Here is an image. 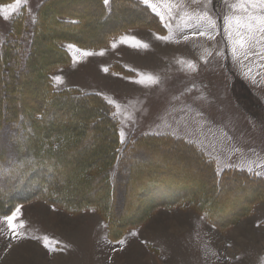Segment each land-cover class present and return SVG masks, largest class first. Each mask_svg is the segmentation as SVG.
<instances>
[{
    "label": "rangeland",
    "instance_id": "rangeland-1",
    "mask_svg": "<svg viewBox=\"0 0 264 264\" xmlns=\"http://www.w3.org/2000/svg\"><path fill=\"white\" fill-rule=\"evenodd\" d=\"M42 1L25 0L9 19L0 15V34L6 32L16 14L23 13L25 22L31 26ZM153 2L159 4L165 16L162 22L167 29L165 34L148 28H129L113 36L108 46L97 49L60 42L71 53L72 61L51 73V77L62 80L52 78L53 88L74 86L85 92L100 93L106 101H111L120 141L121 132L124 142L147 133L181 137L211 157L218 171L237 168L264 177V54L233 60L223 31V16L230 14L228 5L234 0H172L179 6L172 8L171 16L159 0ZM13 3L14 0L0 2V6ZM57 4L44 5L43 21L52 25L51 11L64 5L77 6L82 12L87 10V15L95 21L93 25L105 20L96 15V3H84L85 8L71 1L63 6ZM203 13L216 20L212 38L200 35L202 29L195 26L194 19H189ZM118 20L119 23L113 19V23L105 26L128 19ZM50 29L43 30L44 37L38 39L30 62L32 70L17 86L25 103L36 105L24 94L38 95L44 90L42 73L41 76L37 73L54 56L48 46H53ZM94 29L83 34L74 26L71 31L85 38L100 36L101 31ZM85 51L90 54L83 55ZM114 61L132 73L118 72ZM139 80L144 83H137ZM81 109L79 105L60 109V117L66 118L72 111L78 113ZM100 138L95 136V142ZM87 144L85 141L80 150L64 157L68 169L82 156L97 155L95 150L90 152ZM172 148L176 146L170 152L159 150L157 156L151 154L150 158L147 154L151 166L146 171L159 175L156 169H161V179L167 184L183 179L195 191L203 189L214 198L220 197L219 204L231 215L245 204L249 185L241 183L243 187L239 189L233 179L225 178L221 190L220 184L214 185L208 170L198 165L191 154L182 153V147L177 151ZM72 159L76 161L74 166H68ZM118 188L121 197L116 204L121 206L125 187ZM148 193L150 197H142L138 203L139 211L145 209L149 213L147 218L126 227L117 238L108 236L107 221L93 207L71 213L42 199L17 202L9 212L0 213V264H264V199L249 204L248 213L221 229L188 205L156 206L150 210L156 193L152 190ZM135 198H130L134 204ZM17 207L19 212L10 228L4 217L11 216Z\"/></svg>",
    "mask_w": 264,
    "mask_h": 264
},
{
    "label": "trees",
    "instance_id": "trees-1",
    "mask_svg": "<svg viewBox=\"0 0 264 264\" xmlns=\"http://www.w3.org/2000/svg\"><path fill=\"white\" fill-rule=\"evenodd\" d=\"M66 1L96 3V15L104 19L114 15L122 17L120 11L125 6L133 8L137 14H124V19L128 16V20L104 28L98 37L85 38L72 32L71 28L75 26L83 34L91 33L94 19H90L85 11L77 10V6L66 7ZM57 3L64 6L48 12L54 22L51 25L42 19L46 17L44 5ZM55 6L58 7V4ZM35 18V23L29 26L23 13L16 14L6 32L0 34V213L9 212L17 202L33 199H42L71 213L93 207L107 221L108 236L117 238L126 227L147 218L149 213L145 209L139 211L138 203L142 197H150V190L156 193L150 210L156 206L188 205L202 212L221 229L248 213L249 204L264 199V177L237 168L218 171L211 157L193 142L181 137L147 133L122 143L113 107L100 93L85 92L74 86L53 88L52 71L70 62V54L60 42L70 41L80 47L99 48L108 45L113 36L129 27H150L165 32L158 16L140 0H110L109 6H105L103 0H43ZM48 27L52 30L56 28V31L50 33L53 46L48 45L54 56L48 58L37 73L38 76L42 73L44 90L38 95L24 94L36 105L25 103L17 86L31 72L30 62L38 39L44 37L43 30ZM113 66L130 73L117 62ZM74 105L83 109L78 113L72 111L66 118L60 117L62 109L69 110ZM101 123L105 126H100ZM97 135L101 136L98 143L94 139ZM104 138L109 141L104 142ZM85 141L88 142L85 146L91 147L90 152L95 150L97 155L82 156L76 164L72 159L68 166H75L68 169L63 163L64 157L80 150ZM163 146L169 150L175 146L176 149L182 147L181 151L186 148L187 154L208 170V176L214 185L220 184L221 190V183L227 178L233 179L239 189L243 187L241 183L249 185L250 194L244 197L245 204L239 207V211H234V216L219 204L220 197L214 198L203 189L195 191L191 183L183 179L178 182L171 180L172 185L167 184L161 179V169H156L160 171L159 175L147 172L151 166L147 158L164 150ZM140 154L145 157L148 154V157H141ZM145 177H148L146 181H142ZM119 185L125 187L121 206L116 204L120 195ZM93 187L95 189L88 193L87 190ZM133 196H136V204L130 199Z\"/></svg>",
    "mask_w": 264,
    "mask_h": 264
},
{
    "label": "snow or ice",
    "instance_id": "snow-or-ice-1",
    "mask_svg": "<svg viewBox=\"0 0 264 264\" xmlns=\"http://www.w3.org/2000/svg\"><path fill=\"white\" fill-rule=\"evenodd\" d=\"M105 6H109L110 0H103ZM25 0H14V3L9 6H0V15H3L4 19H9L15 14L19 6L24 4ZM141 3L150 8L155 15L160 17L161 22L165 20V16L159 10V4L154 3L153 0H141ZM160 4H163L167 10L169 16L172 14V8L178 7L172 3V0H159ZM229 8L231 9L230 14L223 16V31L228 44L231 48V55L233 60H236L239 56H251L254 54H264V0H234L230 3ZM189 19L195 20V26L202 29L200 35H208L212 38L213 32L217 28L216 20L213 19L207 13L199 14ZM36 18L33 17V23ZM161 39H169V37H158ZM123 39H134V38H122ZM187 39V37H185ZM142 47H147L146 44H141ZM69 47H73L69 45ZM253 49L257 51L254 53ZM83 55H89L88 52H83ZM264 58V57H262ZM54 80L62 82L60 77H54ZM149 80L155 82L154 78L148 77ZM137 83H144L143 80L137 81ZM111 103V101H109ZM121 142H124V134L121 132ZM19 212V208L12 213L11 216H5L4 218L8 221L9 227H12V220L16 213Z\"/></svg>",
    "mask_w": 264,
    "mask_h": 264
},
{
    "label": "bare ground",
    "instance_id": "bare-ground-1",
    "mask_svg": "<svg viewBox=\"0 0 264 264\" xmlns=\"http://www.w3.org/2000/svg\"><path fill=\"white\" fill-rule=\"evenodd\" d=\"M83 6H84V8H85L86 5L83 3V4H82V7H83ZM69 7H70V6H69ZM88 8H89V7H86V9H88ZM80 9H82V8H80ZM83 11H85V12L87 13V10L83 9ZM129 13H134V14L136 13V14H137V11L134 10L133 8H131V7H128V6H125V7L120 11V15H121V14H123V15H124V14H127V15H128ZM123 15H122V17L117 16V15H114V16L109 17V18L107 17L108 19L105 18L106 20H105L103 23L98 24V25H93V26H91V27H94L95 29H98L99 31H102V30H104V28H106V26H105L106 24H108V26H109L111 23H113V22H112L113 19L116 20L117 22L119 21L118 19H122V20H123V19L125 18ZM130 16H131V15H130ZM130 16H129V17H130ZM127 19H128V18H127ZM108 22H109V23L111 22V23L109 24ZM118 23H119V22H118ZM89 24H90V23H89ZM113 25H114V24H113ZM108 26H107V28H109ZM88 27H89V26H88ZM51 30H52V28H51ZM52 31L55 32V31H56V28L53 29ZM87 31H88V30H87ZM58 32H60V31H58ZM61 32H62V31H61ZM61 32H60V33H61ZM42 36H43V35H42ZM39 45H41V44H39ZM42 45H43V44H42ZM42 45H41V46H42ZM47 45H48V44H47ZM47 45H45V46H47ZM45 48H46V47H45ZM47 48H48V46H47ZM49 48H50V47H49ZM45 50L48 51V49H45ZM49 51H50V50H49ZM51 55H52V53H51ZM51 55H49L48 57H50ZM53 55H54V54H53ZM46 57H47V55H46ZM173 151H174V150H173ZM176 151H177V150H176ZM182 151H183L182 153H187V151H185V150H182ZM165 152H170V151H169V150H165ZM167 156H168V155H167Z\"/></svg>",
    "mask_w": 264,
    "mask_h": 264
},
{
    "label": "crops",
    "instance_id": "crops-1",
    "mask_svg": "<svg viewBox=\"0 0 264 264\" xmlns=\"http://www.w3.org/2000/svg\"><path fill=\"white\" fill-rule=\"evenodd\" d=\"M141 1V0H140ZM158 18H159V20H160V17L158 16ZM161 21V20H160ZM162 23V22H161ZM163 24V23H162ZM165 27V26H164ZM129 28H134V27H129ZM129 28H127V29H129ZM137 28H148V29H151V30H154V29H152V28H150V27H137ZM127 29H125V30H127ZM124 30V31H125ZM155 32H157V33H159V34H165L166 32H167V29H166V27H165V32H158V31H156V30H154ZM123 32V31H122ZM121 32V33H122ZM121 33H119V34H121ZM119 34H117L116 36H118ZM116 36H114V37H116ZM64 43L65 42H70V41H63ZM63 43V47L68 51V53L70 54V62L68 63V64H66V65H62V66H67V65H69L70 63H71V61H72V55H71V53L69 52V50L65 47V44ZM71 43H73V42H71ZM73 44H75V43H73ZM76 45V44H75ZM108 45H109V43H108ZM108 45H106V46H108ZM76 46H78V45H76ZM78 47H80V46H78ZM103 47H105V46H103ZM80 48H88V47H80ZM99 48H101V47H99ZM91 49H97V48H91ZM114 62H116V61H114ZM118 63V62H117ZM120 64V63H119ZM121 65V64H120ZM62 66H59V67H62ZM59 67H57L56 69H54L53 71H52V73L53 72H55V70H57ZM128 70H130V69H128ZM118 72H123V73H127V74H131L132 73V71L130 70V73H128V72H124V71H119L118 70ZM53 78V77H52Z\"/></svg>",
    "mask_w": 264,
    "mask_h": 264
}]
</instances>
